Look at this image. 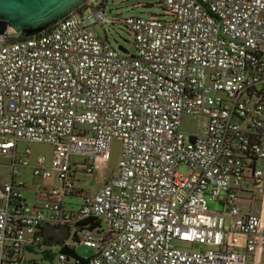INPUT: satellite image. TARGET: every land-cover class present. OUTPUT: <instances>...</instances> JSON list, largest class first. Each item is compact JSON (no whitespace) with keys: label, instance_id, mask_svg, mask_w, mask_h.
I'll return each mask as SVG.
<instances>
[{"label":"built area","instance_id":"2783aa9c","mask_svg":"<svg viewBox=\"0 0 264 264\" xmlns=\"http://www.w3.org/2000/svg\"><path fill=\"white\" fill-rule=\"evenodd\" d=\"M158 1L162 14L122 18L92 0L34 36L0 35V158L12 157L0 179V264H24L31 249L44 255L35 264H258L264 0ZM106 24L127 29L132 53L112 45ZM185 115L200 118L197 133L183 131ZM113 141L121 154L108 177ZM20 142L27 159L17 161ZM33 144L51 148L48 164L31 158ZM72 163L99 187L69 212ZM20 167L59 187L28 204ZM243 197L262 203L259 216ZM47 224L67 228L63 240L49 243Z\"/></svg>","mask_w":264,"mask_h":264},{"label":"rangeland","instance_id":"374dc122","mask_svg":"<svg viewBox=\"0 0 264 264\" xmlns=\"http://www.w3.org/2000/svg\"><path fill=\"white\" fill-rule=\"evenodd\" d=\"M158 0H108V4L106 6V10L114 15L117 14L119 17H128V16H134V15H149V14H162V9L158 8L156 3ZM95 31H97V34L101 37L104 36L103 30L98 26L94 27ZM104 29L108 30V39L111 41L112 45L119 49L120 47H124L127 49L130 53L134 51L132 46V36L127 31V29L121 25H111L106 24L104 26ZM18 33H14L12 37L18 38ZM120 53H124L122 50H119ZM200 124V118L196 116H189L185 115L182 120V129L186 133L189 134H195L198 132ZM32 149V156H39L45 158V160L49 163L50 162V156H51V148L47 145L42 144H33L31 146ZM121 154V144L118 141H113L111 143L110 148V157H109V163L107 168V174L108 177L116 175L117 169H118V163L120 159ZM82 159H78V161H81ZM9 159L2 158L0 159V178L6 179L9 173ZM189 172V169L186 165L179 166V173L187 174ZM107 177V176H106ZM77 185L81 187L85 192L93 193L99 186L97 183L93 181V176H88L84 173H78L77 175ZM36 181L38 186L40 185L42 190L51 188V187H59L58 181L56 180V177H51L48 180H42L40 178H36ZM245 207H249L252 204L254 206H257V202H251V201H241ZM208 206L211 210H221L222 209V203L221 202H214L212 200H208ZM246 208V209H247ZM245 209V210H246ZM48 251H51L53 254H56L59 252V247L56 245L47 247ZM77 253L81 257H90L93 255L94 251L93 249L80 245L77 248ZM49 262V260H45ZM30 264V263H27Z\"/></svg>","mask_w":264,"mask_h":264},{"label":"water","instance_id":"95a60500","mask_svg":"<svg viewBox=\"0 0 264 264\" xmlns=\"http://www.w3.org/2000/svg\"><path fill=\"white\" fill-rule=\"evenodd\" d=\"M92 0H0V35L9 29L23 37H31L54 27L59 21L77 11L82 5ZM121 50L127 52L125 48ZM49 228L56 231L49 243H56L66 236L67 228ZM30 260L43 258L42 253L29 252Z\"/></svg>","mask_w":264,"mask_h":264},{"label":"crops","instance_id":"0c3cea01","mask_svg":"<svg viewBox=\"0 0 264 264\" xmlns=\"http://www.w3.org/2000/svg\"><path fill=\"white\" fill-rule=\"evenodd\" d=\"M25 147H26V144L24 142H20L17 145V154H16L17 161H19L20 159H27V156L24 154ZM3 158L9 159V164H11L12 157H3ZM0 159H2V158H0ZM31 162L33 163V160ZM47 164H48V162H47ZM9 174H10V170H9V173H8V176L6 177V179H2V178H0V179L3 181H8L10 178ZM19 177L25 182V188L23 189V193H24V197L27 200L28 204H30L32 206L40 205L42 203V200H43V192L44 191L42 190L40 185L38 186V184H36L37 183V181H36L37 177H35L32 174V168L31 167H20ZM241 201H248V200H246L245 197H243L241 199ZM241 201H240V205H241V208L243 209L244 212L251 213V214H254L257 216H259L261 214L262 203L260 201H256L257 206H254V204L251 203V205L248 208L245 207ZM75 203H79L78 200H76ZM48 226H52V225L47 224V225H44L42 228L43 229V235L45 236L46 240H47L48 235H49V239H52L53 238L52 235H55V233H56L55 230L49 228ZM52 227L53 228H59V227H55V226H52ZM27 251L34 252V253H41V252H37L36 250H32V249L31 250H25L24 255H25L26 261L24 264H27V263L35 264L34 263L35 260L28 261L26 259V256L27 257L32 256V254H29ZM36 261H38V260H36ZM247 264H253V262H248ZM258 264H264V248L259 255Z\"/></svg>","mask_w":264,"mask_h":264},{"label":"trees","instance_id":"16d2710c","mask_svg":"<svg viewBox=\"0 0 264 264\" xmlns=\"http://www.w3.org/2000/svg\"><path fill=\"white\" fill-rule=\"evenodd\" d=\"M156 5L157 6L159 5V1L156 3ZM18 37L23 38V36H21L20 34L18 35ZM71 167L74 169L75 176H76L75 182H76L77 192L72 193V194L66 196V198H65V206H66L67 211H69V212L77 210V208L81 205V196L83 193H89L87 191L85 192L83 189H81V187H79L77 185L78 179H76V178H77L78 173H84V174L86 173L85 170L83 169V166H79L76 163H72ZM76 200H78L79 203H75ZM87 223H89L92 227H100L101 226L100 221H98L96 219H89L87 221Z\"/></svg>","mask_w":264,"mask_h":264}]
</instances>
